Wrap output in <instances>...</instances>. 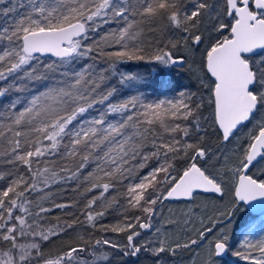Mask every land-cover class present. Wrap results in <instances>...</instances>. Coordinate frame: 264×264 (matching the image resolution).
<instances>
[{
	"label": "snow or ice",
	"instance_id": "6c2138e0",
	"mask_svg": "<svg viewBox=\"0 0 264 264\" xmlns=\"http://www.w3.org/2000/svg\"><path fill=\"white\" fill-rule=\"evenodd\" d=\"M129 62L199 88L122 93ZM242 211L264 264V0H0V264H217Z\"/></svg>",
	"mask_w": 264,
	"mask_h": 264
},
{
	"label": "trees",
	"instance_id": "16d2710c",
	"mask_svg": "<svg viewBox=\"0 0 264 264\" xmlns=\"http://www.w3.org/2000/svg\"><path fill=\"white\" fill-rule=\"evenodd\" d=\"M199 55V54H197ZM52 59V58H48ZM120 71L126 73H132L137 75L140 79L138 82L133 84L131 89L122 88V93H130L135 94L137 90L144 93L150 101H155L158 99L164 98H175L179 91L187 90V91H197L199 88V83L192 75V73L188 70L187 65L182 67H174V66H163L157 63H149V62H129L127 64L120 65ZM245 131L243 129L241 132ZM240 132V133H241ZM238 133V135L240 134ZM219 143L218 137L209 130L208 137V146L210 148L215 149L217 144ZM54 193L56 189H53ZM76 195L72 191H60L56 195L57 202H70L76 199ZM182 206L183 203H169L168 206L173 208L174 206ZM184 206V205H183ZM71 211H75L72 209ZM57 215H62L61 210H56L53 213V218ZM243 215V211L239 214L236 220L230 225L232 229V240H231V252L227 254V256L223 259H219L217 261H221L222 264H246L245 261L239 259L232 253L240 248V241L242 237V233L245 231L244 227L241 224L240 217ZM119 218L118 214L113 213L109 215L104 223H115ZM110 238L113 240H118L123 242V236L119 234H108ZM211 238V237H209ZM198 250V249H197ZM191 252H185L181 258H179L180 262H186L187 259L191 256ZM146 255V254H145ZM151 259L148 257L143 258L136 261L130 260L127 257L117 256L114 260V264H146L147 261L151 264ZM147 260V261H146ZM146 262V263H145ZM154 264V262H153Z\"/></svg>",
	"mask_w": 264,
	"mask_h": 264
},
{
	"label": "rangeland",
	"instance_id": "374dc122",
	"mask_svg": "<svg viewBox=\"0 0 264 264\" xmlns=\"http://www.w3.org/2000/svg\"><path fill=\"white\" fill-rule=\"evenodd\" d=\"M197 59H198V55H197ZM251 127V125H249L248 127H246V129H245V131H243V132H241L238 136L240 137V139H243L244 137H245V135L247 134V132H248V129ZM229 147H232V146H229ZM183 207V205L182 206H178V205H176V206H174L172 209L174 210V211H178L179 209H181ZM197 251H201V249H198ZM191 256H192V254H191ZM179 258H181V257H177V258H174L172 261H170V264H187V262H188V260H189V258L187 259V261L186 262H183L182 263V261L180 262L179 260ZM129 259H131V258H129ZM147 261V260H146ZM146 263V262H145ZM143 264V263H142ZM146 264H149V262L147 261V263ZM217 264H222V262L221 261H217Z\"/></svg>",
	"mask_w": 264,
	"mask_h": 264
},
{
	"label": "flooded vegetation",
	"instance_id": "af4514ba",
	"mask_svg": "<svg viewBox=\"0 0 264 264\" xmlns=\"http://www.w3.org/2000/svg\"><path fill=\"white\" fill-rule=\"evenodd\" d=\"M249 126V125H248ZM248 126H245V127H243L242 129H240V131L238 132V133H240L243 129H246V127H248ZM173 203H183V202H173ZM144 257H148V258H150L149 256H147V255H145L144 254ZM128 258H130V257H127V259ZM143 258V254L141 255V257L139 258V259H136V258H131L130 260H133V261H138V260H140V259H142ZM151 264H153V260L151 259Z\"/></svg>",
	"mask_w": 264,
	"mask_h": 264
},
{
	"label": "water",
	"instance_id": "95a60500",
	"mask_svg": "<svg viewBox=\"0 0 264 264\" xmlns=\"http://www.w3.org/2000/svg\"><path fill=\"white\" fill-rule=\"evenodd\" d=\"M49 58H51V57H49ZM184 66V65H183ZM174 67H182L181 65H176V66H174ZM243 128V127H242ZM241 128V129H242ZM240 131V130H239ZM170 203H173V202H170ZM252 215L253 216H256L257 217V220L259 219V212L257 211V212H255V213H252ZM227 256V254L225 255V256H223V257H221V258H219V259H223V258H225ZM218 259V260H219Z\"/></svg>",
	"mask_w": 264,
	"mask_h": 264
},
{
	"label": "bare ground",
	"instance_id": "6f19581e",
	"mask_svg": "<svg viewBox=\"0 0 264 264\" xmlns=\"http://www.w3.org/2000/svg\"><path fill=\"white\" fill-rule=\"evenodd\" d=\"M186 66V65H185Z\"/></svg>",
	"mask_w": 264,
	"mask_h": 264
}]
</instances>
